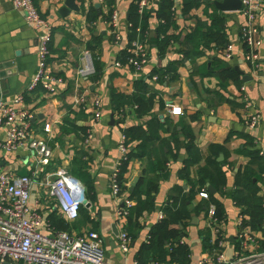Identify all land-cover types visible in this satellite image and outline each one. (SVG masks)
<instances>
[{
    "label": "crops",
    "instance_id": "1",
    "mask_svg": "<svg viewBox=\"0 0 264 264\" xmlns=\"http://www.w3.org/2000/svg\"><path fill=\"white\" fill-rule=\"evenodd\" d=\"M211 1L215 2L204 0L203 6L194 10L191 18L185 19L181 15L183 0H174L173 11L177 18L169 34L181 35L183 40L198 25H210L211 20L204 11L209 9ZM34 2L52 27L48 71L63 80L53 94L42 87L30 93L27 91L38 70L40 31L26 22L22 12L14 9L13 0H0V105L25 96L24 106L34 113L33 126L38 135L44 137L45 124L52 126L50 144L54 153L47 169L38 167L31 151L20 150L14 155L0 151V170L16 177L32 178L30 207L37 210L48 225V219L53 215L65 220L50 197L46 183L57 176L79 181L86 188L89 205L82 208L77 221L65 220L67 232L73 236L90 231L100 233L109 264H135L136 261L140 264H174L168 257L169 251L179 245L189 248V264H201L207 255L210 256L203 245L202 231L206 228L213 238L218 240L220 236L222 248L219 252L228 260L241 250L245 253L264 250L263 224L257 230L245 226L249 219L232 198L238 174L250 166L254 152H258L261 159L250 167L264 179V47L259 52L257 70L241 58L244 49L241 28L246 23L245 16L241 12L227 14V33L234 51L232 61L226 62L215 48H203L194 65L184 60L185 49L181 43L173 44L164 53L156 44L159 23L154 13L159 9L160 0H150L148 9L153 16L149 27L143 35L142 30L137 29L131 42L130 6L135 0H116L114 11L119 23L116 34L108 20L110 12L104 5L106 0H76L81 11H71L66 18L60 14L66 0ZM209 13H214V9H209ZM88 15L93 22H88ZM256 15V26L264 38V0ZM139 41L147 45L149 64L140 72L126 63L117 68L115 63L125 49ZM85 51L91 53L97 69V73L88 78L79 75ZM221 62L227 66H219ZM172 64H176L178 78L165 85L154 83L153 73ZM226 68L228 70H224ZM211 71L213 75H209ZM97 74L98 78H94ZM144 82L151 87L148 98L153 96L146 115L139 116L138 107L131 104L119 102V110L114 109L113 90L127 100L139 93ZM96 99L102 103L101 121L93 139L86 142ZM247 103L251 104L249 108ZM173 108H181L182 114L173 115ZM252 112L261 116L260 124L253 131L247 126V115ZM67 122L79 131H64ZM130 128L139 130L133 134L137 138L126 142L130 153L128 172L123 179L126 189L123 196L117 198L112 193L111 178L120 163V145ZM0 137L3 140L4 135ZM190 143L197 162L183 172L191 159ZM143 145L148 146L144 156L141 155ZM215 157L227 178L226 198L222 197L221 201L228 217L219 227L220 234H214L212 220L199 211L204 200L200 197L201 191L189 206L191 222L184 226L172 221L171 227L159 237L158 245L152 250L145 248L141 255L153 228L167 218L168 204L171 205L175 198L189 196L200 170L208 159ZM84 175H89L88 183L86 178L81 179ZM257 185L264 202V181ZM125 198L131 200L132 208L137 210L131 223L126 216H120ZM150 201L153 202L151 211L142 204L145 202L149 207ZM123 231L132 238L128 253L122 252L120 246L119 235ZM242 232L254 237L257 247L249 245L246 250L241 247L239 235Z\"/></svg>",
    "mask_w": 264,
    "mask_h": 264
},
{
    "label": "built area",
    "instance_id": "2",
    "mask_svg": "<svg viewBox=\"0 0 264 264\" xmlns=\"http://www.w3.org/2000/svg\"><path fill=\"white\" fill-rule=\"evenodd\" d=\"M261 1L242 0L241 10L246 18V23L241 28V40L244 45L241 58L255 70L259 68V52L264 47V38L256 26V12ZM149 4L150 0L140 2V14H144ZM13 7L24 14L28 24L40 31L37 49L38 70L27 91L30 93L42 87L53 94L63 84V80L55 78L48 71L52 27L41 16L34 0H13ZM118 24V15L114 11L111 17L114 34L117 33L115 29L118 28ZM125 52L127 54L125 65L136 72L144 70L150 62L148 48L144 42L132 43ZM221 56L226 62L232 61L234 59L232 47L229 45ZM115 66L121 68L123 62L118 61ZM95 72L94 59L89 51H85L79 75L88 78ZM153 82L157 83V76H154ZM242 90L245 91L246 88ZM24 102L25 96L20 95L12 103L0 105V136L4 135L3 140L0 137V151L8 155L17 154L20 150L31 151L38 167L47 169L51 166L54 153L50 144L52 126L45 124L44 137L39 136L37 129L33 126L34 113L24 106ZM249 106L251 104L247 103L246 107L249 108ZM92 108V126L88 131L86 142L93 139L95 128L101 121V100L96 99ZM171 112L173 115H181L182 109L173 108ZM260 121L261 116L258 112L247 115V126L251 131L258 127ZM126 142L127 139L124 137L120 145V163L111 178L112 193L117 198L123 196L118 176L119 168L129 154ZM32 183L31 177H16L0 170V264H109L106 261L104 240L100 233L90 231L84 235L73 236L66 231H57L46 223L37 210L30 207ZM46 188L61 216L70 223L77 221L82 208L89 205L86 188L73 178L57 176L46 183ZM200 197L208 199L209 193L202 190ZM124 204L125 207L120 212L122 217L128 216L129 210L133 207V202L127 198L124 199ZM215 215L216 208L211 205L208 216L214 224V234L218 236L220 225ZM239 236L240 245L244 249L249 245L257 247V240L249 233L242 232ZM216 238H213L214 246H216ZM119 240L122 252L128 253L132 243L130 235L123 231L119 235ZM221 248L222 241H219L218 247L209 251L210 256L207 255L208 258L201 264H264V250L256 249L247 253L241 250L240 254L228 260L222 252H219ZM135 264L140 263L136 261Z\"/></svg>",
    "mask_w": 264,
    "mask_h": 264
},
{
    "label": "trees",
    "instance_id": "3",
    "mask_svg": "<svg viewBox=\"0 0 264 264\" xmlns=\"http://www.w3.org/2000/svg\"><path fill=\"white\" fill-rule=\"evenodd\" d=\"M142 0H135L134 3L130 6V23L131 28L129 32V40L130 42L134 40L136 35L137 29L142 30V35L149 27L150 18L153 16V13L149 9H146L144 14H140L139 12V5ZM215 1H222V0H215ZM215 2L210 3L209 9H214V13H209V9L207 8L204 13L209 17L211 20L210 25L200 24L197 26L195 30L187 34V36L182 40L181 35H172L169 34V30L173 25H175L176 14L173 11L174 7V0H160L159 9L155 14V18L158 20L159 26L157 28V36H156V44L161 49V52L164 53L168 49H170L173 44L181 43V46L185 52V59L191 62L192 64L197 63V58L199 55L200 49L203 48H215L220 53L225 52V50L230 45L229 35L227 33V14L219 12L216 10L214 5ZM116 0H106L105 6L109 9V17L108 20H111V16L115 10ZM204 0H183V7L181 11V15L185 19H189L192 17L191 13L199 9L203 6ZM94 20H91L90 15H88V22L91 23ZM182 50V51H183ZM51 51V47H50ZM127 54L124 52L122 56L119 58L120 62L126 63ZM221 61V60H218ZM184 62V61H181ZM219 66H227L225 63L221 62ZM232 69V68H230ZM224 70H228L227 68ZM223 70V71H224ZM97 73V69H96ZM223 73V72H222ZM154 76H157V83L160 85H165L166 83H170L175 81L178 78L177 67L176 64H172L167 68H162L156 70L153 73ZM209 75H213V72L209 73ZM98 74L94 78L97 77ZM151 91V87L147 83H143L139 93L130 99H125L121 94L117 93L115 90L111 93V101L114 106V109L119 110L118 103H124V105L131 104L135 107H138V114L139 116L146 115L147 109L149 104L152 102L153 96L148 98V94ZM64 131L68 133L78 132L79 128H76L74 124L67 122L64 125ZM138 128H130L126 131L125 136L127 141L133 138H137V136L133 135L137 132ZM252 140V139H251ZM252 142V141H251ZM250 146L253 145L250 143ZM193 145L190 143L189 150L191 151V159L188 161L186 167L184 168L183 172L188 171L191 166H193L197 162V157L195 153L192 152ZM147 145L142 146V156L147 154ZM130 154V153H129ZM251 163L250 166H253L256 161H258L259 153L254 152L251 156ZM129 159V155L127 157ZM245 169L242 174H238L235 188L236 191L232 194V198L235 201L236 205L242 210V214L246 215L249 219L248 222L245 221V226H249L251 229L257 230L262 228L263 219H264V202L263 198L260 197V189L257 185L258 182L264 181V179L257 175L251 167ZM128 160L124 161L120 166V173L118 176V181L120 186H122V193H124L125 185L123 182L124 175L128 172ZM89 175H84L81 179L88 181ZM88 183V182H87ZM209 186H212L216 193L212 194L209 193ZM227 185V178L224 172L223 166L221 163L218 162L217 158H210L207 161V164L204 168H202L199 172L198 180L195 183L192 190H190V194L187 197H180L175 198L174 202L170 205L168 204L167 218L157 224L150 233V236L147 240V244L143 245V250L140 253L141 255L144 252V249L152 250L158 245L159 237L164 233V231L168 230L169 227L173 223L172 221H176V223H181L185 226V224L190 223L192 219V214L189 211V206L191 205L193 198L197 196L202 190H206L209 193V198L202 200L199 211L205 212L208 215L209 208L211 205H214L216 208V215L215 218L218 221L219 225H222L227 220V211L221 198H226L225 188ZM139 190V189H138ZM137 190V191H138ZM135 193H132L134 196ZM150 206L148 207L147 204L144 202L142 203L144 207L151 211L153 208V202H148ZM136 208H132L129 210V215L126 218L132 222L136 214ZM50 226L57 231H68V225L66 221L55 217V215L51 216L48 219ZM202 238H203V245L205 251H212L213 249L218 247V243L221 240L220 236L218 240L213 243V237L208 228L202 231ZM162 255V254H161ZM190 251L189 248L185 245H179L176 248H171L169 251V259L174 264H189L190 263ZM167 257V259H168ZM141 260V258H138ZM166 260V257L163 258Z\"/></svg>",
    "mask_w": 264,
    "mask_h": 264
},
{
    "label": "water",
    "instance_id": "4",
    "mask_svg": "<svg viewBox=\"0 0 264 264\" xmlns=\"http://www.w3.org/2000/svg\"><path fill=\"white\" fill-rule=\"evenodd\" d=\"M214 5L219 12L225 14L238 13L242 10V0H223L221 2L215 1ZM96 7L100 8V5H97ZM71 11L77 13L81 11V8L76 4V0H66L64 7L60 10V14L62 17L66 18ZM246 79L247 78L245 77V81H247ZM137 181L138 180H136V182ZM209 191L212 194L215 193V189L211 186H209Z\"/></svg>",
    "mask_w": 264,
    "mask_h": 264
}]
</instances>
